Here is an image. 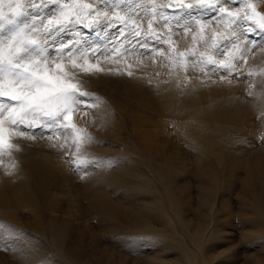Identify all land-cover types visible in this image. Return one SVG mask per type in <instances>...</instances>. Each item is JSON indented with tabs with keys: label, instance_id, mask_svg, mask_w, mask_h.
I'll use <instances>...</instances> for the list:
<instances>
[{
	"label": "bare ground",
	"instance_id": "1",
	"mask_svg": "<svg viewBox=\"0 0 264 264\" xmlns=\"http://www.w3.org/2000/svg\"><path fill=\"white\" fill-rule=\"evenodd\" d=\"M4 1L23 16L24 0ZM247 1L255 8L247 6L249 14L264 23L257 15L264 14V2ZM0 20V44L18 29L13 48L35 40L53 55L48 45H60L59 21ZM201 22L210 41L216 34L222 42L236 27L227 15ZM201 25L186 36L181 52L197 49ZM88 30L82 31L87 44L75 35L63 42L93 59L96 44ZM236 35L244 39L224 45L223 57L207 54L234 64L231 75L205 64L197 71L169 64L158 50L148 55L141 46L146 56H138L116 43L123 58L102 55L108 59L100 62L104 72L77 76L81 91L96 99L90 110L74 114L83 142L59 132L14 135L19 151H0V245L12 246L11 257L27 262L19 250H28L41 264H232L218 246L234 241L230 220L238 215L240 245L259 246L245 263L264 264V38L242 26ZM0 78L1 87L10 79ZM8 104L0 97V105ZM8 257L0 252V264H13Z\"/></svg>",
	"mask_w": 264,
	"mask_h": 264
},
{
	"label": "snow or ice",
	"instance_id": "2",
	"mask_svg": "<svg viewBox=\"0 0 264 264\" xmlns=\"http://www.w3.org/2000/svg\"><path fill=\"white\" fill-rule=\"evenodd\" d=\"M141 2L142 0H137V3ZM148 2L151 5L149 20H155L158 8L161 10L171 9L174 13L187 12L188 16L185 18H190V15L197 10L212 12L213 15L208 16V20H212L215 14L226 13L231 18V23L236 27L233 28L230 37H224L222 42L216 40V34H213L211 41L204 39L202 33L205 31V27L200 26V46L214 50V54L220 57L224 55V52H221L224 45L231 47L237 40L244 39L243 35H236V28L241 26L238 19L239 14L230 12L227 7L223 6L228 4L229 0H193V3L174 0V3L167 5H157L156 0H148ZM71 3L72 0H66V4L71 5ZM73 7L78 9L74 15L77 20L87 18L90 13L98 16L100 11H103V9H94L91 3H76ZM248 7L255 11L253 5H248ZM257 15L264 20V14L257 13ZM61 16H65L63 11ZM2 18V13H0V19ZM65 18L67 17L65 16ZM104 18L107 20V12L104 13ZM161 20L166 24L167 16L162 15ZM152 27L153 24L149 22L148 29L151 30ZM261 27H264V24ZM190 30L185 26L181 32ZM132 34L140 35L138 31ZM19 36L20 32L17 29L13 36L0 44V73L10 77L8 83L0 87V97L9 101L6 107L0 105V151H7L9 155L12 150L19 151L18 146L12 142L13 136L31 139L36 134V129L40 130L42 136L51 137L58 132L67 133L76 136L77 142H83L86 137L81 134L74 123V114L77 111L87 112L90 110L91 105L96 103V99L91 94L81 91L77 76L80 73L91 75L104 72L105 69L101 66L99 57L105 53L93 50L91 53L93 59H89L87 51L77 48L73 52V48H76L75 43L69 44L67 41L63 45L54 47L53 55H46L35 40L28 41L22 50L19 47L13 48L12 45L16 43ZM177 38L183 37L178 35ZM192 39L194 41L193 48H195L197 37ZM155 41L156 43L169 44V41L162 40L159 35L155 36ZM141 46L148 55H152L156 51L155 45L150 47L147 43H143ZM166 50L163 47L159 49L160 56L163 57ZM170 51L171 55L168 60L176 63L182 62L185 69L189 64L193 68L207 64L211 66L212 71H222L224 75H231L235 67L230 61L225 62L222 58L214 59L213 55L206 56L203 52L197 54L193 50L188 53H177L174 47H171ZM30 52L32 53L31 59L28 57ZM113 53L123 58L116 48L113 49ZM113 53H108L107 56L115 59ZM189 57H191L190 60ZM108 71H116L119 74V70L108 69ZM132 74L131 71L127 72L129 76ZM29 132L31 134L26 135ZM75 167L79 170L82 166L75 165Z\"/></svg>",
	"mask_w": 264,
	"mask_h": 264
},
{
	"label": "rangeland",
	"instance_id": "3",
	"mask_svg": "<svg viewBox=\"0 0 264 264\" xmlns=\"http://www.w3.org/2000/svg\"><path fill=\"white\" fill-rule=\"evenodd\" d=\"M261 1L264 2L263 0ZM24 2H26V4H25V10H24L25 13L23 14V16H20V17L15 16L12 10L5 4L4 0H0V8L2 7V10H0V13H2V16L8 18V20L10 21H59L57 25H55V27L57 26L59 29H61L60 45L64 43L63 40L71 38V36L73 35L79 37L82 45L87 44L89 41L87 40L86 37H83L82 34L87 33V31L86 32L83 31L84 29L85 30L89 29L88 31H90L93 34V37L91 38V40H93L92 42L96 44L94 50H96L97 52L100 51L102 53H105V55H103L104 57H107V54L111 53V51L113 53V48L115 47L117 48L119 45L121 46V44H122L121 47H125L122 50H126V51L130 50L132 52L137 50V52L135 51L136 53L134 52L133 53L135 55L137 54L138 56L141 55L140 52L138 51V47L141 46L143 42L147 43L150 47L155 45V49L158 50V52H159V49L163 47L167 50L164 52L163 57L160 56V54L159 56L163 61L169 64L172 63L168 60V57L171 55L170 48L174 47L176 52L180 53L182 50L180 45L182 46L183 43L186 42V36H189L192 33V31L196 29V27H198V24L199 25L202 24V22L199 23L200 21H207L208 20L207 17L213 15L212 12L197 10L196 12L190 15V18H185L186 16H188L187 12L181 11L179 13H174L171 9L161 10L158 8L155 20H149V16L151 15V13L149 12V8L151 5L149 4L148 0H142L141 3H137V0H88L87 3H91L94 9H97V10L103 9V11H100L98 16L90 13L87 18H82L81 20H77L74 18V15L78 11V9L73 7L74 6L73 0H72L71 5L66 4V0H24ZM185 2L193 3V1H190V0L185 1ZM170 3H174V0H156L157 5H167ZM243 3L244 4L246 3L245 4L246 6ZM218 6H220L219 3H218ZM247 6H248L247 0H229V3L226 4L224 7H227L229 11H232V8L236 7V10L234 13L239 14L238 19L240 20L242 30L243 31L245 30V32H248V34L256 35L258 37L264 38V27H261V25L264 23H261L259 19L249 14V12L246 10L248 8ZM64 7H66L67 9L69 8V12L67 11L68 13L65 14L67 15L66 16L67 18H65V16H61V11H63ZM105 12H107L108 14L107 20H105L104 18ZM162 15L167 16L166 24L164 23L163 20H161ZM226 15H227L226 13L225 14H215L213 16V19H215V21L216 20L218 21ZM61 21H73L72 22L73 24H71V26H68V25H65L64 22H61ZM178 21H181V23H178ZM149 22L153 24V27L151 30L148 29ZM157 25H160V26H157ZM185 26H187V28H190L191 30L181 32V29H184ZM75 29H78V33L76 32ZM137 31L140 33L139 36L132 34ZM170 31L172 33L171 35H170ZM156 35L161 36L162 40L169 41V44L156 43L155 41ZM178 35L182 36L183 38L178 39L177 38ZM142 36L144 37L142 38ZM206 38L207 39L209 38L208 40L210 41V36H207L204 39ZM135 40L141 41V42L139 44H136L135 46L133 45V41ZM56 42L51 41V44L48 45L47 50H46L48 53L50 52L53 53L52 49L54 48V45H57V46L59 45V44H56ZM116 43H119V45ZM142 49L143 47L141 48V51ZM143 51L146 52V50L144 49ZM195 52L197 54H199L200 52H203L207 56L208 53L212 52V49L202 47L200 46V44H198V47L195 50ZM141 56H146V55L145 53H142ZM101 57L102 55L99 57V59ZM106 61H108V59H100V62H102V64L105 63ZM119 65L126 67L125 62L124 63L121 62ZM201 65H204V64H201ZM205 65L207 66V64ZM197 68L198 67H196V71L198 70ZM123 72L124 71H121L119 72V74L121 73L124 74ZM36 134H40V133L36 132ZM43 138L45 137L43 136ZM3 152H0V157L4 155ZM81 170L82 169H80L79 171ZM79 171L76 170L77 173ZM79 176L81 177L82 175H79ZM240 220L241 219L238 217V215L235 217L234 220L232 217L230 220V223L233 226V231L236 236L234 238V241L232 243L231 242L225 243L227 245L221 244L218 246L219 250L226 249L227 253L231 254L232 259L235 260L234 263L232 264H244L245 257L251 252H255L256 255L259 254V251L255 249L259 246H254L253 250H247V248L245 247L246 246L245 244L240 245L239 240H238V235L241 232ZM92 221L94 220L92 219ZM229 244H231V248L227 247L229 246ZM10 250H12V246L10 247L8 245L7 246L0 245V252L6 257L9 256L13 264H31V263L41 264V262H43V259L33 258V253H32L33 251L19 250L20 255L22 254L24 255V257H27L25 258V260L26 261L28 260V261L24 262L17 258H12ZM232 251H233V254H232ZM53 253L54 252L52 250L51 251L45 250V255L51 256ZM15 259L17 262L13 261ZM129 264H132V262H129ZM140 264H147V263L142 259Z\"/></svg>",
	"mask_w": 264,
	"mask_h": 264
}]
</instances>
